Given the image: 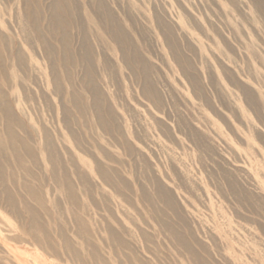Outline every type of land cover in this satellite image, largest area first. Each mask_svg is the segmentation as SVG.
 Instances as JSON below:
<instances>
[{
    "label": "rangeland",
    "instance_id": "374dc122",
    "mask_svg": "<svg viewBox=\"0 0 264 264\" xmlns=\"http://www.w3.org/2000/svg\"><path fill=\"white\" fill-rule=\"evenodd\" d=\"M0 1L20 38L23 0ZM103 1L127 49L106 31L94 0H73L79 54L68 75L59 70L63 94L43 64L26 81L23 70H7L17 76L13 99L25 106L15 134L31 150L19 147L17 161L0 114V264H264L261 11L254 0ZM86 36L90 83L79 58ZM125 51L141 57L130 61ZM95 103L112 116L110 129ZM47 133L57 161L45 149Z\"/></svg>",
    "mask_w": 264,
    "mask_h": 264
},
{
    "label": "bare ground",
    "instance_id": "6f19581e",
    "mask_svg": "<svg viewBox=\"0 0 264 264\" xmlns=\"http://www.w3.org/2000/svg\"><path fill=\"white\" fill-rule=\"evenodd\" d=\"M94 2L99 8V13L97 15L103 22L106 31L115 40H117V42L123 48L127 49L128 35L121 23L106 7V4L103 0H94ZM254 2L264 17V0H254ZM73 3V0H51L49 4L45 5L44 0H23L22 27H18L21 29L20 38H18L15 30L10 27L8 21H6V12L5 9H3L4 6L0 3V114L4 116L6 120V130L13 139V150L17 152V161L19 163H22L23 161L19 147L23 145L24 150L28 152L31 150V148L28 141H26L27 139H21L15 134V126L19 125L24 129V124L19 121L17 114L19 112L24 113L25 106L24 101L19 95L18 97L15 96L13 99V95L17 90L18 85L17 76L14 74V76L12 75L13 77L9 78L7 70H23L25 73L24 81H26L28 80L27 71L43 70V67H41L43 64L46 66V68H48V70H50V77L55 91H57L58 94H63V74L59 72V70H62L64 74L68 75L69 71L72 70V68L75 66V63L78 61L77 55L79 54L75 53L72 48L73 38L71 29L78 26L76 22L77 19L71 11ZM81 30L82 33L86 35V32L83 29ZM169 40L171 42V48H173V51H177L178 46L176 42L172 38ZM81 53L82 55L79 58L85 61L86 70H89L87 71L85 81L90 83L92 82L94 70V58L93 51L87 36L85 37ZM135 53L137 52L133 51V53H128L125 51L126 58L130 61L138 60L137 55H140H135ZM178 53H175L176 56ZM143 70L147 69L144 68ZM13 78L15 84L12 83L13 85H11ZM20 81H22V79ZM146 85L148 91L153 89L148 82H146ZM4 87H8L9 90L5 89ZM70 97L73 105L79 107V112L84 114L85 106L83 105L82 96L73 93L70 95ZM94 106L98 120L110 129L112 126V116L105 111L104 105L101 106L95 103ZM65 119L67 123H71L69 115L68 113L66 114V111ZM44 139L46 141L45 149L48 150L49 154L51 155V159L57 161V154H55V150L57 149L52 137H50V135L47 133L44 136ZM6 144V140L0 137V181L5 180V170L3 168L4 161L1 158V154L5 152L7 147ZM13 162H15V160ZM104 176L106 179H111V176L108 173H104ZM157 193L162 198L166 199L171 207H176L173 197L161 185H157ZM20 195L22 194L20 193ZM18 208L19 207L17 206L16 209ZM30 211L32 212V209ZM31 218L34 219L33 216ZM173 234L181 244L184 246L188 245V242L180 233L174 231Z\"/></svg>",
    "mask_w": 264,
    "mask_h": 264
}]
</instances>
